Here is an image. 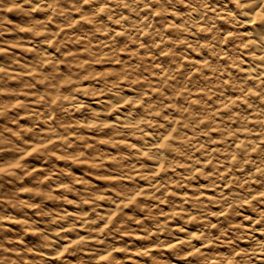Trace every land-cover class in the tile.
<instances>
[{
  "label": "clouds",
  "instance_id": "clouds-1",
  "mask_svg": "<svg viewBox=\"0 0 264 264\" xmlns=\"http://www.w3.org/2000/svg\"><path fill=\"white\" fill-rule=\"evenodd\" d=\"M0 264H264V0H0Z\"/></svg>",
  "mask_w": 264,
  "mask_h": 264
}]
</instances>
